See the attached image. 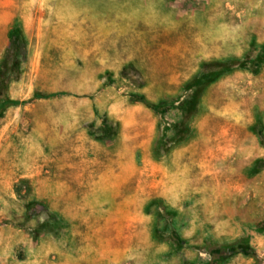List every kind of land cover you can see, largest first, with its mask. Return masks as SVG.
<instances>
[{
  "label": "rangeland",
  "instance_id": "rangeland-1",
  "mask_svg": "<svg viewBox=\"0 0 264 264\" xmlns=\"http://www.w3.org/2000/svg\"><path fill=\"white\" fill-rule=\"evenodd\" d=\"M0 72V264H264V0H0Z\"/></svg>",
  "mask_w": 264,
  "mask_h": 264
},
{
  "label": "trees",
  "instance_id": "trees-1",
  "mask_svg": "<svg viewBox=\"0 0 264 264\" xmlns=\"http://www.w3.org/2000/svg\"><path fill=\"white\" fill-rule=\"evenodd\" d=\"M11 49L14 50V51H18L19 53L22 52L25 48V43H24V40H23V37H22V34L20 32V30H16L14 32H12V35H11ZM18 53V55H19ZM21 54V53H20ZM9 57H7L6 60H4L3 62V69H5L7 67V64L9 62ZM15 57H20V56H15ZM19 64V59L16 60V65ZM3 74V72H0ZM2 85V83H0V86ZM39 97L38 96H35L33 100H38ZM3 105H4V108H8L10 106H18L19 103L18 102H14V101H10V100H4L3 101Z\"/></svg>",
  "mask_w": 264,
  "mask_h": 264
}]
</instances>
